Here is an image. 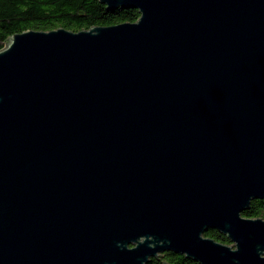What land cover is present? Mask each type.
<instances>
[{
  "label": "water",
  "instance_id": "water-1",
  "mask_svg": "<svg viewBox=\"0 0 264 264\" xmlns=\"http://www.w3.org/2000/svg\"><path fill=\"white\" fill-rule=\"evenodd\" d=\"M98 1L0 49V264H264V0Z\"/></svg>",
  "mask_w": 264,
  "mask_h": 264
},
{
  "label": "trees",
  "instance_id": "trees-1",
  "mask_svg": "<svg viewBox=\"0 0 264 264\" xmlns=\"http://www.w3.org/2000/svg\"><path fill=\"white\" fill-rule=\"evenodd\" d=\"M105 5L98 0H0V49L7 37L27 29L50 30L64 27L72 31L91 26H108L121 22L136 21L139 12L135 8H115L105 16ZM243 216L264 218V199H253ZM220 242L231 241L215 229L205 232ZM199 264L182 254L171 251L163 253L161 259L151 258L147 264Z\"/></svg>",
  "mask_w": 264,
  "mask_h": 264
},
{
  "label": "flooded vegetation",
  "instance_id": "flooded-vegetation-1",
  "mask_svg": "<svg viewBox=\"0 0 264 264\" xmlns=\"http://www.w3.org/2000/svg\"><path fill=\"white\" fill-rule=\"evenodd\" d=\"M163 253H164V252H163ZM163 253H161L159 256L154 257V258L161 259V258L163 257Z\"/></svg>",
  "mask_w": 264,
  "mask_h": 264
}]
</instances>
